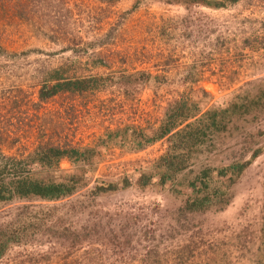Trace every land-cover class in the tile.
<instances>
[{
    "label": "rangeland",
    "instance_id": "rangeland-1",
    "mask_svg": "<svg viewBox=\"0 0 264 264\" xmlns=\"http://www.w3.org/2000/svg\"><path fill=\"white\" fill-rule=\"evenodd\" d=\"M0 46V154L27 156L41 142L93 150L34 172L66 182L71 195L0 204V233L12 240L1 264H63L70 253L74 264H256L264 253V0L226 9L161 0H0ZM55 70L106 80L101 90L57 97L39 113L38 91ZM138 72L150 83L125 86L123 76ZM193 90L203 109L238 107L229 128L195 149L175 176L177 193L140 188L141 173L158 177L181 152L170 136L141 147L126 129L160 128L169 104ZM235 161L252 163L229 205L178 224L188 183ZM129 177L135 184L128 189L94 193Z\"/></svg>",
    "mask_w": 264,
    "mask_h": 264
},
{
    "label": "trees",
    "instance_id": "trees-1",
    "mask_svg": "<svg viewBox=\"0 0 264 264\" xmlns=\"http://www.w3.org/2000/svg\"><path fill=\"white\" fill-rule=\"evenodd\" d=\"M106 3H117L120 0H101ZM169 4L190 3L194 5H202L214 9H226L238 4L240 0H161ZM4 50L0 46V51ZM5 51V50H4ZM4 52H0L3 55ZM48 81L43 83L38 91V102L35 104L40 113L43 105L48 104L51 100L60 96H78L101 90L105 83V78L88 77L83 79L65 78L63 70L50 71ZM125 86L141 85L150 83L151 76L145 72H138L123 76ZM104 87V86H103ZM206 97L209 93L204 90L200 91ZM199 93L191 91L190 96H183L180 100H176L169 104L166 112V120L160 128H150L142 132H137L132 128L126 130L132 131V136L141 147L150 145L157 141L164 140L170 136L178 143L177 151L181 154L179 158L172 162L167 160L165 169L157 177L154 174L141 173L138 178L140 188H147L150 185L157 184L161 188L171 186L173 192L177 193V180L175 176L179 171L188 167L187 161L195 152V149L201 144L206 143L210 135L225 132L232 122V108L235 104H230L227 108L222 106H208L206 109L201 107V103L197 102ZM229 114L232 115L229 120ZM214 133V134H213ZM119 134V133H118ZM93 150L63 149L54 143L41 142L27 156H5L0 154V204L14 200L16 198L38 197L45 201H58L73 193L74 187L69 186L66 182H55L53 180H42L36 177V170H47L57 166L56 161L64 157H77V159H85L87 154ZM186 154H185V153ZM0 153H3L0 151ZM261 155V150L257 151L253 156L254 159ZM252 162L241 163L235 161L221 167L203 169L196 177L188 183L186 187L192 190L191 195L187 197L186 204L177 213L176 221L178 224L189 219L188 215L206 212L212 208H224L231 202V190L238 183L243 173L248 169ZM35 168V169H34ZM158 178V180H157ZM69 179V178H68ZM67 179V180H68ZM135 180L126 178L122 184L111 183L97 187L94 191L96 195L125 190L132 187ZM181 185V184H180ZM262 244L259 250L264 249V205L262 211ZM0 233V264L6 257L10 248L9 238H3ZM71 253L67 256L66 262L63 264H74L70 259ZM31 256V255H30ZM28 256L31 261H35L33 257ZM188 261L186 258H183ZM156 264H162L156 261ZM183 264V261H182ZM256 264H264V253L257 258Z\"/></svg>",
    "mask_w": 264,
    "mask_h": 264
}]
</instances>
